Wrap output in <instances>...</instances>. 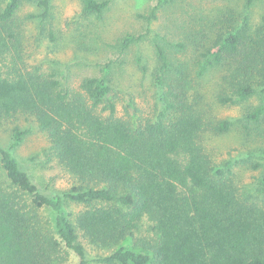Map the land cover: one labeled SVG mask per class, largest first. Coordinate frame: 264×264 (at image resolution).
<instances>
[{"label": "trees", "instance_id": "16d2710c", "mask_svg": "<svg viewBox=\"0 0 264 264\" xmlns=\"http://www.w3.org/2000/svg\"><path fill=\"white\" fill-rule=\"evenodd\" d=\"M111 2L82 0L81 16L100 19ZM181 2L158 0L139 18L150 25L163 10L181 14L190 8ZM51 5L0 0V119L33 122L73 183L61 194L41 192L12 155L29 131L12 129L8 148L0 145V264H63L70 254L77 264H264V165L252 166L262 170L256 186L236 184L232 167L205 143L234 123L213 122L200 93L211 76L219 105H247L264 93V0L226 3L205 15L192 10L186 19L172 13V38L150 39L153 107L123 113L109 65L69 87L56 70L24 60V21L37 20L40 33L56 41ZM26 6L37 13L20 20ZM144 37L125 36L121 50ZM243 120L250 136L247 124L264 121V105L247 109ZM258 153L262 160L264 150ZM68 203L80 209L66 212ZM144 220L151 235L141 251L121 246ZM86 246L108 252L90 261Z\"/></svg>", "mask_w": 264, "mask_h": 264}, {"label": "rangeland", "instance_id": "374dc122", "mask_svg": "<svg viewBox=\"0 0 264 264\" xmlns=\"http://www.w3.org/2000/svg\"><path fill=\"white\" fill-rule=\"evenodd\" d=\"M157 2L158 0H112L109 9L101 18L95 19L81 16L82 0H52L51 24L56 41L51 42L46 37L47 32L40 33L37 20L24 21V60L44 69L56 70L62 82L69 87H74L86 77L99 75L101 68L109 65V79L119 101V111L123 113L125 108H133L135 105L149 112L156 95L151 79L156 61L150 39L155 33L166 34L172 38L174 26L168 24L173 16L171 14L175 13L176 16L186 19L192 10L198 15L201 10L205 15L207 10L221 8L226 3L233 7L244 4V0H182L180 5H190V8L181 14L175 10L170 13L163 10L158 12L157 21L147 25L139 15H147ZM255 3V15H258L262 4ZM36 13V9L26 6L18 16L20 20H24L28 15ZM127 35L145 37L128 50L122 51L120 43ZM216 80L212 76L206 79L200 91L207 104V113L213 122L229 120L234 124L232 130L225 134L209 135L205 143L217 162L228 163L232 167L238 186L254 187L262 170H252V166L259 161L264 165V157L262 160L258 158V151L264 150V121L247 124L250 136H246L247 133L243 130L246 122L243 117L247 109L264 105V93L253 97L247 105H219L214 99ZM14 127L29 131L24 141L12 151V155L40 191L54 195L70 189L72 178L50 159L46 136L33 122L19 115L10 119L1 118L0 145L8 148ZM65 209L66 212L75 214L80 208L68 203ZM44 214L48 217L46 212ZM49 217L51 220L52 215ZM150 235V223L144 220L138 230L134 231V237L126 239L121 246L141 251L139 246L148 241ZM107 252L86 246V256L90 261ZM77 263L76 256L70 254L63 264Z\"/></svg>", "mask_w": 264, "mask_h": 264}]
</instances>
